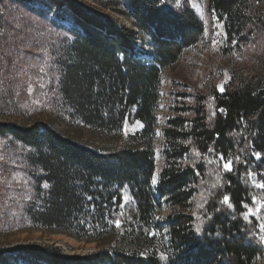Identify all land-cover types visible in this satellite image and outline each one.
<instances>
[{
    "label": "trees",
    "instance_id": "16d2710c",
    "mask_svg": "<svg viewBox=\"0 0 264 264\" xmlns=\"http://www.w3.org/2000/svg\"><path fill=\"white\" fill-rule=\"evenodd\" d=\"M7 1L70 35L61 93L69 118L97 138L90 144L43 121L0 122V138L25 151L32 185L25 219L30 228L95 247L71 254L54 243L1 245L0 264H264L256 217L246 214L261 194L249 181L264 163L260 80L212 89L209 102L200 93L170 91L157 166L162 76L203 35L196 14L164 8L162 0H94L100 8L77 0ZM208 4L227 17V32L240 43L264 36V0ZM1 8L0 20L7 15ZM142 35L147 43H139ZM135 123L138 130L123 132Z\"/></svg>",
    "mask_w": 264,
    "mask_h": 264
},
{
    "label": "rangeland",
    "instance_id": "374dc122",
    "mask_svg": "<svg viewBox=\"0 0 264 264\" xmlns=\"http://www.w3.org/2000/svg\"><path fill=\"white\" fill-rule=\"evenodd\" d=\"M77 1L99 7L94 0ZM162 5L172 10L191 9L203 25V35L181 54L173 68L163 73L156 131L158 168L161 127L170 91L200 93L209 102L212 89L223 92L226 86H236L251 77L264 85V36L240 43L232 33L228 34L227 17L213 10L208 0H162ZM2 6L6 7L7 15L0 20V122L25 126L32 121H43L66 135L97 144V138L87 126L69 118V106L61 93L62 74L71 62L70 35L52 25L50 18H41L7 0L0 1V10L4 11ZM105 11L130 25L129 20L111 9ZM147 42L146 36H140V44ZM145 46L144 49L150 50ZM139 128V123L124 124L123 132L128 134ZM24 154L20 145L0 138V246L54 243L71 254L92 251L95 247L92 243L30 228L24 216V203L31 197L32 185ZM253 157L262 159L255 153ZM249 181L261 194L252 198L246 214L256 217V236L264 252V229L260 227L264 224V207L258 203L264 202V187H260L264 184V163L260 171L249 176Z\"/></svg>",
    "mask_w": 264,
    "mask_h": 264
},
{
    "label": "snow or ice",
    "instance_id": "6c2138e0",
    "mask_svg": "<svg viewBox=\"0 0 264 264\" xmlns=\"http://www.w3.org/2000/svg\"><path fill=\"white\" fill-rule=\"evenodd\" d=\"M256 155L259 156L260 154L256 153ZM220 159L222 161H224L223 166H224L225 170H229L230 171L232 162L230 160H225L223 155H221ZM249 175H251V173ZM153 182H155V178L153 179ZM45 186L47 187V185H45ZM260 187H264V184H261ZM223 202L224 203H229V197L227 195L224 196V201ZM258 203L260 204V207H264V202H258ZM229 206H231V205L229 204ZM257 210H259V209H257ZM117 223H119V222H117ZM260 227L262 229H264V224L260 225ZM262 239H264V238H262ZM161 255L163 256V254H161Z\"/></svg>",
    "mask_w": 264,
    "mask_h": 264
}]
</instances>
